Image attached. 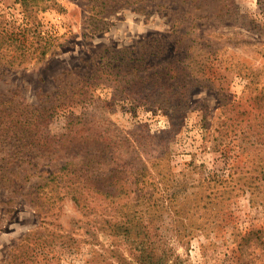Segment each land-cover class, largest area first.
Returning <instances> with one entry per match:
<instances>
[{"label": "rangeland", "instance_id": "374dc122", "mask_svg": "<svg viewBox=\"0 0 264 264\" xmlns=\"http://www.w3.org/2000/svg\"><path fill=\"white\" fill-rule=\"evenodd\" d=\"M91 3L36 0L30 21L40 22L44 38L36 46L50 39V51L25 67L0 63V103L49 107L60 94L73 97L82 88L93 100L87 108L71 103L66 113L49 112L41 143L47 137L52 144L65 133L74 138L52 160L41 162L35 150L19 168L4 170L11 154L0 136V264L108 260L103 247L109 241L101 234L99 251L76 234L73 247H46L48 257L26 260L13 252L32 232L48 226L65 233L81 218L70 196L48 209L47 193L38 186L42 173L29 161L56 166L74 159L79 165L93 154L102 157L103 169L112 163L129 177L144 163L149 173L165 175L162 187L148 192L164 199L163 217L153 224L185 264H264V0H195L192 7L180 0H148L142 3L146 11L128 2L99 21ZM192 16L196 28L190 30ZM175 21L179 27L173 29ZM26 22L20 1L0 0V27L11 32ZM112 51L162 70L175 87L167 89L156 76L155 82L123 91L108 87L98 74L105 58L119 57ZM83 113L85 124L76 123ZM93 130L115 137L113 146L81 143V135Z\"/></svg>", "mask_w": 264, "mask_h": 264}, {"label": "trees", "instance_id": "16d2710c", "mask_svg": "<svg viewBox=\"0 0 264 264\" xmlns=\"http://www.w3.org/2000/svg\"><path fill=\"white\" fill-rule=\"evenodd\" d=\"M17 1L21 2L27 22L23 27H15V30L11 32L5 28L7 25L0 27V63L12 69L25 67L35 58L44 60L52 47L50 39L45 40V45L36 46L39 41L44 40L40 22L33 23V25L30 21L33 16L30 12L33 13L34 7L37 6L36 0ZM143 1L148 0H92L90 10L95 21H99L119 12L128 2L135 5L134 10L146 11V8L142 6ZM180 1L185 4L189 3L192 7V2L195 0ZM157 6L163 7L164 5L158 4ZM191 18L190 30H193L196 28V21L195 17ZM177 24L178 21L172 24L173 29L179 27ZM32 36L37 38L36 43L34 40H30ZM111 54L119 57L116 59L105 58L99 65V74L101 75L98 74V79L108 87L123 91L131 85L155 82V76L158 77V80L161 78L160 82L167 89L171 90L172 87H175L174 83L167 80L168 74L164 77L162 70L156 71L155 67L150 69V66L144 65V63L140 64L134 58L126 61L127 57L121 58L120 53L112 51ZM132 62L134 63L131 64ZM176 63L178 61L171 62V66L168 65L169 71L177 68ZM73 94L75 95L73 97L68 92L60 94L53 101V105L49 107L32 108L28 105H12V100L0 103V136L8 150L7 153L11 154V159L6 161L4 170L9 165L19 168L24 159L33 158L32 154L35 150L40 154L42 162L46 158L52 160L53 155L72 145L74 138H70L68 133L54 139L52 144L47 143L50 140L47 137H45L46 140L44 138L45 143L42 144L40 137L44 136L42 126L51 116L49 112L55 114V112L58 113L57 109H60L66 113L69 111L71 103L83 108L92 104L91 96L86 97L83 88L79 93L74 92ZM77 119L76 123L85 124L83 122L84 113ZM68 122L72 124L74 119ZM114 139L116 138L113 136L93 130L91 133L81 135L80 142L105 141L112 145ZM118 140L120 143L121 138L119 137ZM44 144L48 147L44 148ZM147 154L150 155L148 151ZM170 154L171 152L167 150L164 157L169 159ZM57 156L59 157V155ZM101 160L100 155L93 154L89 161H83L79 165L74 159L66 160L56 166L49 163H46L49 165H44L40 161H29L32 168H36L42 173L38 186L41 193H47L45 197L47 203L49 202L48 209L57 208L58 200L70 196L76 204L81 218L73 219L71 223L73 228L65 233H59L58 229H49L48 226H44L41 230L32 232L15 244L13 252H16L18 256L21 253V256H24L26 260H35L39 256L48 257L49 254L45 251L46 247L56 245L58 242L63 245L67 243L68 247H73L78 242L76 234L84 235L82 240L91 244L94 249L99 246L97 249L99 251L101 234L109 241V245L106 248L103 247L108 253L105 257L108 260H104L103 263L97 257L92 256V259H87L86 264H185L184 260L176 254L174 248L165 241V234L162 232L161 226L153 224L156 218L163 217L159 215V210L164 208V199L156 200V198L148 196V192H150V187L160 189L158 186L162 187L161 181L165 175L162 172L149 173L148 165L144 163V166L137 170V174L132 173L129 177L112 163L108 165L110 169H103ZM148 175H150V179L147 180L145 178ZM6 176L3 177L6 178ZM47 189H49L48 192H46ZM40 198L37 197V204L41 206ZM45 206L43 208H46ZM45 224L50 225L51 223ZM246 239L248 238L246 237ZM258 239L259 237L256 238V240ZM25 263L21 261V264Z\"/></svg>", "mask_w": 264, "mask_h": 264}]
</instances>
